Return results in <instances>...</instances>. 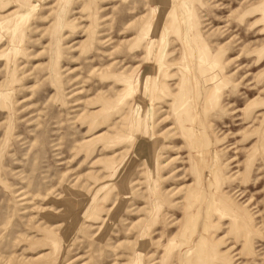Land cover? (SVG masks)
I'll list each match as a JSON object with an SVG mask.
<instances>
[{
    "label": "rangeland",
    "instance_id": "374dc122",
    "mask_svg": "<svg viewBox=\"0 0 264 264\" xmlns=\"http://www.w3.org/2000/svg\"><path fill=\"white\" fill-rule=\"evenodd\" d=\"M0 264H264V0H0Z\"/></svg>",
    "mask_w": 264,
    "mask_h": 264
},
{
    "label": "bare ground",
    "instance_id": "6f19581e",
    "mask_svg": "<svg viewBox=\"0 0 264 264\" xmlns=\"http://www.w3.org/2000/svg\"><path fill=\"white\" fill-rule=\"evenodd\" d=\"M194 234L191 236V239L193 238Z\"/></svg>",
    "mask_w": 264,
    "mask_h": 264
}]
</instances>
